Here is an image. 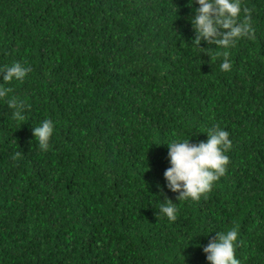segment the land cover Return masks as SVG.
I'll return each mask as SVG.
<instances>
[{
	"label": "trees",
	"instance_id": "1",
	"mask_svg": "<svg viewBox=\"0 0 264 264\" xmlns=\"http://www.w3.org/2000/svg\"><path fill=\"white\" fill-rule=\"evenodd\" d=\"M241 3L254 35L225 72L191 45L187 0H0V66L32 69L0 80L25 101L21 121L0 99V264H209L203 245L234 225L241 264H264V0ZM214 125L225 174L198 201L165 187L177 218L157 216L166 142Z\"/></svg>",
	"mask_w": 264,
	"mask_h": 264
},
{
	"label": "clouds",
	"instance_id": "2",
	"mask_svg": "<svg viewBox=\"0 0 264 264\" xmlns=\"http://www.w3.org/2000/svg\"><path fill=\"white\" fill-rule=\"evenodd\" d=\"M187 6L193 13L188 17L194 30L191 45L206 50L209 46L215 45L212 47L217 49L215 56L211 51H204V53H208L211 60L222 57L220 69L225 72L229 71L232 66L229 49L240 38H251L254 35L250 10L242 8L241 0H187ZM242 11L244 16L241 19ZM202 41L206 42L208 47H201ZM31 70L30 65L19 61L10 66L3 65L0 66V74H2L0 80L4 82L14 79L22 81ZM10 91V88L0 84V99H6L7 106L13 110L14 118L22 121L24 120L22 113L25 101L15 96L9 97ZM54 128L55 123L52 119H44L39 125L33 126V138L40 149L47 151L51 147L50 139ZM204 132L207 133V139L199 142H191L190 136L166 142L170 167L163 173L165 184L161 185L157 182L156 185L159 189L158 194L164 197L157 208V216L164 214L170 221H175L177 218L176 202L168 197L165 187L177 193V201L188 199L198 201L225 174L229 163V156L226 153L232 145L230 134L219 125H214ZM238 235V225L226 231H215V236L210 237L209 242L202 248L209 264H241L235 255ZM197 244L199 245V242Z\"/></svg>",
	"mask_w": 264,
	"mask_h": 264
}]
</instances>
